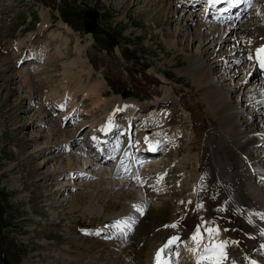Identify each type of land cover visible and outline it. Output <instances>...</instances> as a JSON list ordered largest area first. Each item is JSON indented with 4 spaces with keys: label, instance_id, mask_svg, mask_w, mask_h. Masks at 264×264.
Returning <instances> with one entry per match:
<instances>
[{
    "label": "rangeland",
    "instance_id": "obj_1",
    "mask_svg": "<svg viewBox=\"0 0 264 264\" xmlns=\"http://www.w3.org/2000/svg\"><path fill=\"white\" fill-rule=\"evenodd\" d=\"M263 11L264 0H252L239 24H262ZM185 12L176 0H0V56L6 57L4 66L0 65V264H145L157 233L177 229L179 240L184 241L196 233L204 219L198 201L188 206L186 194L188 185L197 191L196 196L206 194L201 176H209L207 138L213 134L214 140H222L235 127L264 133V114L258 117L262 111L251 105L260 94L250 97L251 89L263 79L252 71L249 56H255L253 51L234 54L242 46L238 37L242 29L221 46L219 40L225 39L227 28L208 22L203 5L194 10L192 21ZM42 15L47 18L44 29L40 28ZM210 30L217 36H210L207 44L198 34ZM19 41V49L11 46ZM9 46L13 48L6 51ZM30 55L38 62L23 64ZM64 63L74 77L68 80L72 99L67 102L73 100L76 112H70L69 120L61 119L53 101L56 92L54 100L65 96ZM203 67L210 70L212 86L195 81ZM4 68L9 69L6 77L17 78L16 73L25 69L34 81L26 87L17 80L4 83ZM245 80L248 84L242 90ZM98 82L97 95L83 99L84 89ZM232 87L235 90L225 105H237L246 117L228 127L214 94L224 95ZM118 99L138 105L130 133L134 152L146 146L142 137L147 134L159 141V153L147 158L138 174L140 179L148 177L138 188L145 197L140 203L112 184L113 176L110 181L100 178L98 172L113 168L112 160L101 169L89 170L90 159L79 151L90 142L88 136L99 133L105 113ZM125 118H116L117 131L109 136L120 151L129 143ZM64 136L70 142V171L58 151ZM255 141L248 162L264 170V135ZM255 150V156L250 154ZM74 197L77 206L70 212ZM136 202L140 207L146 202V208L142 215L129 217ZM108 218L133 223L129 235L115 236L121 222L104 229L111 225ZM173 224L176 227H166ZM232 227L237 229L238 224ZM179 245L174 262L195 264ZM199 246L194 248L202 252Z\"/></svg>",
    "mask_w": 264,
    "mask_h": 264
},
{
    "label": "bare ground",
    "instance_id": "obj_2",
    "mask_svg": "<svg viewBox=\"0 0 264 264\" xmlns=\"http://www.w3.org/2000/svg\"><path fill=\"white\" fill-rule=\"evenodd\" d=\"M192 1L190 4H187L186 6H184L182 5L181 0H176V3L180 7H183L185 11H187L184 14L187 15L189 21L190 20L192 21L193 20L192 18L195 17L194 10L198 6V4L194 3V1L196 0H192ZM216 1H220V0H216ZM229 2L231 3L232 1L230 0ZM235 2L237 4H235L234 7H236L235 9L236 11H238L239 10L238 4L246 5V3H249L251 5L252 0H235ZM205 5L206 6L204 8L208 7L207 8L208 10L207 18L208 16L210 18L208 19V22L220 25V26H217L219 28L221 27L227 28L228 33L225 39L219 40L220 37L218 38V40L220 41L219 44L221 46L226 45V42H229L231 36L235 35L238 29H242V32L238 35V37L241 40L240 44L242 46L238 48V50L235 51L234 54H238L240 56L241 53H243L244 51L251 50L253 51L255 55L252 58V62L254 65L252 71H255V73L257 74L256 75L257 77L263 78V82H261L259 86H255L252 89L250 88L251 89L250 93H253V97L250 95L252 99H254L255 97L254 94H260V98H257L255 101H252L251 105L259 107V109H257L256 111L258 110L262 111L258 113L257 115L258 117L263 115L264 109L263 110H260V109L264 108V96H262L264 95L263 94L264 93V69L263 67L260 66V63L256 58V50L264 46V31H263L264 22L258 25H255L252 22H247L245 23V26H241L239 22L242 20V18L246 16V13H243V16H240V17L233 16L229 20H227L226 18L220 19V20H214L212 16H210L209 14V12L212 9H214V6L211 5L210 3L205 4ZM159 7L161 6L159 5ZM247 7L248 5L245 7V9H247ZM217 10L220 13H222V11L225 10V7L222 6L221 8H218ZM262 15L264 16V11ZM202 16L204 17V12L202 13L201 17ZM41 18H42L41 20L42 22H41L40 28L44 29L47 25V18L46 16H43ZM201 25L202 27H205L207 24H201ZM221 30L224 31V29H221ZM198 35L202 39L203 42H207L208 44L209 37L217 36V33L213 32V30H210V32H208L207 34L199 33ZM203 45L204 44H201V46ZM11 46H14L15 48L17 47L19 49V47L21 46V43L19 41L14 44H11ZM11 48L13 47H10V46L9 48L7 47L6 51ZM79 54H80V51H79ZM206 54L207 52L203 53V55H206ZM33 59H35V56H28L27 58H25L24 62H27ZM5 60H6V57L0 56L1 67L4 66L2 62H4ZM239 60H241V58H239ZM64 64H63V68H64L65 73L63 75V79L61 83L62 91L64 92L63 94L65 95L63 97V100L59 101L57 98L54 100V97L57 95V92L56 90L55 91L51 90V91L56 92L53 94L54 95L53 101L56 102L55 104L56 110L61 112L63 115L61 119L69 120L70 118H72L70 116H73V113H70V112L71 111L76 112V107L74 105H71L73 100L71 101V103L67 102L69 99H72V98H69L71 97V94L68 92L69 90L68 80H70L72 76H70V73L68 70L69 67H67L68 65L66 64L64 65ZM8 70H9L8 68L7 69L4 68V71H2L3 73H2L1 78L4 79V83L14 82L15 80H17L20 86L26 87V86H30L31 83L34 81L33 75L30 72H27V70L25 69L19 70L16 73L17 78L4 76L5 72H7ZM11 71H12V68H11ZM209 73H210V70L207 71V69H205L204 67L200 68L198 76H195L197 77V80L195 81L198 84H202V85L210 83ZM78 82H79V79H78ZM247 82L248 81L245 80L239 88H242V90H246L245 86L248 84ZM79 84L80 83H78L77 86H79ZM100 84L101 83L99 82L93 83L90 86L86 87L83 93L80 92L81 95H83V99H86L87 97L89 99V96L94 97V95H97V91H98ZM72 85H75V84H72ZM80 85L82 86V84ZM234 90L235 89H233V87L230 88L229 91L224 93V95L222 94L223 96L219 94H214L215 95L214 98L216 99L214 101H216V104H219V106L221 107V110L223 112L222 114H226L224 117V122L227 124L228 127L229 126L234 127L235 125H237V123H241L240 118L243 119L246 117V115H244L240 111L237 105L232 104L230 106H226L228 104L227 103L228 98L230 97V94L233 93ZM51 96H52V93H51ZM247 96H249L248 93L246 96H243V99H245ZM95 104H96V101L94 99L92 101V105L95 106ZM102 104H103L102 102H99L98 106H102ZM222 104H224L223 107H222ZM69 106L71 109L67 110ZM248 108H250V106H248ZM110 110H111L110 112L105 113V116H104L105 120L102 121L99 127L100 128L99 132L101 133V136L99 137H101L102 139L104 137V135L102 134H105V137H106L108 133L111 134L115 130L114 121L118 115H123L124 117H126V120L128 122H131V128H132L133 120L135 118L134 114L137 113L138 105L136 102L132 100L118 99L117 102L113 105L112 109ZM237 118H238V121H237ZM242 122L246 124V127H248L250 124L248 123V120H244ZM240 129H241L240 127L233 128L234 132L231 131L232 133L230 132L227 133L225 135V138L219 141L218 140L216 141L213 139V136H212L213 134H210L208 136L207 138L208 149L206 150L208 154L206 153L205 154L210 157L209 159L207 158V161H206L207 167L209 168L208 169L209 176H206L207 173L201 176V182H204L206 186L204 188L206 190V194L202 198H200V195L196 196L197 191H195L191 185H188L187 187L186 197H187L188 206L189 204L194 203L197 200L198 201L197 207L199 209V215L202 219H204V221L201 222V225L197 228L196 233L194 234L192 233L189 235V237H187L188 239L187 241L184 242V244L185 245H187V243L192 244L191 247L198 248L199 245H204L205 243H207V244H210L207 246L208 248L216 249V251H213L210 255H208L209 253L205 254V252L204 254H202L203 256L199 255L201 257L199 264H216V261L219 258V249L217 248V246L221 242H227V243L225 245L226 250L224 251L226 258L223 261H221L220 264H264V235H261V232L264 231V219L261 218V214H264V170L260 169L258 164L255 165L254 163L248 162L249 160L248 156L250 155L247 156L250 147L253 145L255 146L256 145L255 143H257L255 139L257 137L259 138L260 136L264 135V133H262L261 135H257V133L255 134L253 132L248 133L246 131L245 133L243 132L242 129H241L242 131ZM230 130L232 129L230 128ZM57 134L58 132H55V135ZM91 140L93 142L95 141L93 136H91ZM143 140L147 142V144L149 142L154 143L157 146V150H158L159 141L155 136L153 135L149 136L147 134L143 137ZM263 144H264V141H262V145ZM59 145H60V148L58 149V151L61 150L59 154L62 158L65 159L66 168L68 169V171H70V168L72 167V159H71V156L68 155V152L70 150V142L68 141L67 138H65V140H63L62 143ZM148 146L149 144L147 145V147ZM133 147H134L133 143L128 144V146L123 152L121 160L120 161H118V159L116 160L117 164L113 170L106 169L104 171L98 172V174L100 175V178L102 179V181L103 180L107 181V179L110 181V179L113 177L117 179V180H114L113 178V181H110V182L112 184L115 183V186L120 185L122 190L125 191L126 194L129 195V197L136 198V201L140 203L144 201L145 197H143V195L140 193V190L138 188H140L143 185L144 183L143 181L148 179V177L146 175L145 179H140L141 177H139L138 175V168L146 164L147 160L143 164L142 162L140 163L139 161L134 160L133 158L134 153L132 154ZM114 149L118 150V144L114 145ZM79 151H80V155L82 154L85 157L87 156L90 159V163L86 165L87 169L89 170L91 169V167L96 168V166H99V168L101 169V166L106 163V157H104V159H102L101 157L100 160H95L93 158L92 150L88 148L87 145H85L84 147H80ZM250 154L255 156L256 150L255 152H251ZM130 159H132L131 165L128 163ZM176 164H178L179 166L182 165L180 161H178ZM93 172L94 171H92V173ZM71 173L72 172H70L69 174ZM132 173L135 175H131ZM186 174H184L183 177ZM188 176L186 175L185 177L188 178ZM160 177L163 178L161 175ZM127 178H130L128 182L126 181ZM161 178H159L160 181H163ZM73 200L75 201L71 202L70 212L73 211V209H75L77 206L76 197H74ZM137 202H136V205L138 204ZM114 203L119 204L120 206L122 205L121 203L116 202V200L115 201L113 200V204ZM216 204H217V209H214L213 207ZM144 207L146 208V202L143 203L141 208L144 210ZM221 207L223 209H221ZM222 210H225V211H222ZM134 214L135 216H137L139 212H136L135 210L134 212L131 211L128 214V216L130 217L131 215H134ZM106 221L111 223V225L108 227H105L104 229H107L109 227L111 229L113 228L111 226L118 225L119 222L122 221V219L115 220L113 218H108ZM234 222L238 224L237 229H234L232 227ZM121 225H122L121 228L119 230H116V233H119L120 231L127 232L130 230L126 226L127 223H124V221L121 222ZM209 229H215L217 231L210 233L208 231ZM176 230L171 229L170 231L166 233L160 232L152 237L150 241V247L153 246V248L152 249L149 248V251L146 254L147 256H146L145 264L151 263L154 253L157 252L158 248L162 246V243L164 242L166 243L169 238L175 236L178 238L177 240H179V237H178L179 233L176 232ZM193 235L197 236V240L199 241V243H197V241H194L192 239ZM177 240L173 245H171L172 247L173 246L175 247L177 245V242H178ZM197 251L198 249L196 250V248H194L192 252L186 251L187 254H190V256L193 257L192 260L194 262L192 263H195V264H197L196 262L197 255L199 254V251L198 252ZM174 254L177 256L175 252ZM193 254L195 255L193 256ZM248 256H250V258Z\"/></svg>",
    "mask_w": 264,
    "mask_h": 264
},
{
    "label": "snow or ice",
    "instance_id": "obj_3",
    "mask_svg": "<svg viewBox=\"0 0 264 264\" xmlns=\"http://www.w3.org/2000/svg\"><path fill=\"white\" fill-rule=\"evenodd\" d=\"M252 58L253 57L249 56V59H252ZM256 58L259 61L260 66L264 67V46H262L260 49L256 50ZM152 150H155V149H152ZM133 209L136 212H139L141 215L143 214V209L139 205H133ZM261 218L264 219V214H261ZM166 227H173L174 228V227H176V225L173 224L171 226H166ZM208 231L210 233H212V232H216L217 230L209 229ZM261 235H264V231L261 232ZM177 239L178 238L175 236L169 238L168 241L165 244H163L160 249L157 250V252H156V264H166V262L163 261V259H162V254L164 253L165 249H168L171 245H173ZM192 239L194 241H197V243H199L196 235H193ZM226 243L227 242H221L217 246V248L219 249V258L216 261V264H220V262L226 258L225 253H224V247H225ZM213 251H216V249H210L207 246L205 247V254H207L209 252H213ZM197 264H199V261H197Z\"/></svg>",
    "mask_w": 264,
    "mask_h": 264
}]
</instances>
